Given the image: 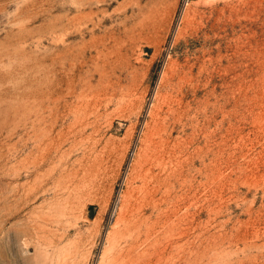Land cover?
<instances>
[{
  "label": "rangeland",
  "instance_id": "374dc122",
  "mask_svg": "<svg viewBox=\"0 0 264 264\" xmlns=\"http://www.w3.org/2000/svg\"><path fill=\"white\" fill-rule=\"evenodd\" d=\"M0 264H264V0H0Z\"/></svg>",
  "mask_w": 264,
  "mask_h": 264
}]
</instances>
